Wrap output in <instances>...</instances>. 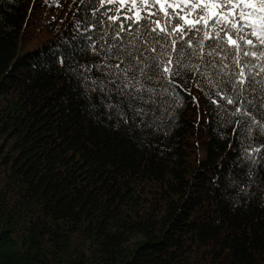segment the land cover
I'll return each instance as SVG.
<instances>
[{"label": "trees", "instance_id": "trees-1", "mask_svg": "<svg viewBox=\"0 0 264 264\" xmlns=\"http://www.w3.org/2000/svg\"><path fill=\"white\" fill-rule=\"evenodd\" d=\"M122 2L0 0V264H264L260 85L244 116L191 72L182 103L147 81L125 123L84 86Z\"/></svg>", "mask_w": 264, "mask_h": 264}, {"label": "snow or ice", "instance_id": "snow-or-ice-1", "mask_svg": "<svg viewBox=\"0 0 264 264\" xmlns=\"http://www.w3.org/2000/svg\"><path fill=\"white\" fill-rule=\"evenodd\" d=\"M96 2L103 7L114 0ZM107 11L113 13L108 18L116 25L112 39L118 43L109 45V54L99 64L86 69L91 72L94 67L102 78L84 77V86L87 88L90 82L100 105L114 110L125 123L135 121L137 116L142 122L148 114L140 104L149 103L151 97L146 99L145 93H156V89L147 81L160 82L164 92L182 103L177 90L187 89L178 80L183 81L186 72L196 77L197 86L214 104L226 100L233 105L243 96L232 115H250L248 105H255L244 94L255 91L254 85H260L264 99V0H123ZM125 36L130 39L125 41ZM191 55L201 62H189L187 57ZM113 58L116 63L104 62ZM225 61L235 68L229 70L230 64ZM257 76L261 78L257 80ZM228 85L235 95L227 92ZM253 122L264 133V121L253 117Z\"/></svg>", "mask_w": 264, "mask_h": 264}, {"label": "rangeland", "instance_id": "rangeland-1", "mask_svg": "<svg viewBox=\"0 0 264 264\" xmlns=\"http://www.w3.org/2000/svg\"><path fill=\"white\" fill-rule=\"evenodd\" d=\"M54 15H49L46 20H49V19H53ZM36 31L39 33L38 35H43L44 33H40L41 31H43V29L40 27L36 28Z\"/></svg>", "mask_w": 264, "mask_h": 264}]
</instances>
